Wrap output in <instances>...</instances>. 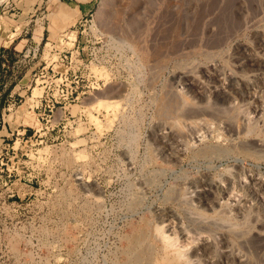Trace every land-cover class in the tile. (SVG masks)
I'll return each instance as SVG.
<instances>
[{"label": "rangeland", "instance_id": "obj_1", "mask_svg": "<svg viewBox=\"0 0 264 264\" xmlns=\"http://www.w3.org/2000/svg\"><path fill=\"white\" fill-rule=\"evenodd\" d=\"M68 2L0 0V29L10 19L16 33L23 29L19 39L33 35L37 42L42 27L55 29L40 41L36 58L26 52L36 45L20 44L12 73L22 97L8 98L0 110V264H124L125 250L145 227L163 246L165 234L155 232L162 207L175 210L184 229L195 227L187 244L174 221L158 226H167L164 233L173 236L169 241L184 253L185 264H198L189 253L200 243L190 242L197 233L198 239L224 233L236 241L238 229L253 225L241 223L237 205L221 202L219 194L209 212L193 183L209 173L220 180L229 169L243 174V182L264 181V0H95L78 23L65 12ZM244 57L259 62L256 70L243 67ZM214 68L245 76L256 90H244L234 108L221 111L192 84L210 83L207 73ZM65 77L77 100L44 111V93L54 95ZM171 124L187 144L181 161L165 157L160 130ZM215 147L227 155L200 154ZM215 211H227L223 218L242 227L233 226V234L219 222L210 226ZM201 215L210 217L202 227L192 223ZM255 255L253 263L264 264V252Z\"/></svg>", "mask_w": 264, "mask_h": 264}, {"label": "bare ground", "instance_id": "obj_2", "mask_svg": "<svg viewBox=\"0 0 264 264\" xmlns=\"http://www.w3.org/2000/svg\"><path fill=\"white\" fill-rule=\"evenodd\" d=\"M261 33V32H260ZM262 36V35H260ZM264 36V35H263ZM261 40H264L262 37H261ZM263 44V43H262ZM250 48V47H249ZM243 50V48H242ZM245 50V48H244ZM248 52V50H247ZM244 53V52H243ZM244 54H249V53H245ZM246 55V56H247ZM250 57V55H249ZM249 57H244L243 59V62H242V65L243 67L246 66V68L248 67L250 69V67L252 69H254L257 65V63L259 62H256V60H253V59H250ZM243 58V57H242ZM255 59V58H254ZM241 62V61H240ZM264 62V61H263ZM262 62V63H263ZM264 64V63H263ZM215 65V64H213ZM240 65V64H239ZM255 66V67H254ZM259 66V65H258ZM240 69L241 71L246 69V68H243ZM222 68V67H221ZM262 68H264L262 66ZM217 69V70H216ZM214 68L213 70L211 69L210 72H208V76L211 81L210 83L207 82V83H203L202 82H198L197 80H192V84L195 85V88L197 89V93L200 94V96H202V98L204 99H207L209 102L211 98H214L215 99V103H217L218 108L221 110L220 107H223L225 108V106L230 107L232 106V104L235 102L236 98L239 99V97L242 95L243 91L244 90H256V88H254L252 86V84H250L247 80V78L243 75H235V74H230L229 72H225L224 69H221V70H218V68ZM260 69V68H259ZM262 70V69H260ZM223 70V71H222ZM248 70V69H247ZM256 70V68H255ZM253 70V71H255ZM228 71V70H227ZM252 71V70H251ZM243 73V72H242ZM248 73V71H247ZM101 74V73H100ZM206 74V73H205ZM246 74V72H245ZM255 75V74H254ZM106 76V75H105ZM187 77V76H186ZM190 78V77H189ZM192 79H195L192 78ZM38 81V80H37ZM190 82V80H189ZM254 84V83H253ZM256 86V85H254ZM257 87V86H256ZM250 91V92H251ZM245 93V92H244ZM248 92H246V96ZM252 93V92H251ZM263 93V92H262ZM249 94V93H248ZM254 94V93H253ZM261 94V93H260ZM259 95V93L257 94V96ZM239 96V97H238ZM251 96V95H250ZM255 96V95H253ZM261 96V95H260ZM260 96L258 97L260 99ZM264 97V96H263ZM262 97V98H263ZM244 98V96H242V99ZM247 98V97H246ZM251 99V97H248ZM254 98V97H252ZM256 98H254L252 101H256L255 100ZM258 99V100H259ZM264 100V98H263ZM262 100V101H263ZM214 101V100H213ZM184 102V101H183ZM264 102V101H263ZM261 103V102H260ZM104 104V103H103ZM209 104V103H208ZM207 104V105H208ZM221 104V105H220ZM249 104V103H248ZM259 104V103H258ZM116 105V104H115ZM211 105V103L209 104ZM208 105V106H209ZM217 105H216V113H215V107L213 108L212 106V110L215 114H221V117H222V110L220 111L221 113L218 112V108H217ZM235 105V103H234ZM264 105V104H263ZM99 106V105H98ZM112 106V105H111ZM185 106V105H184ZM187 106V105H186ZM203 106V105H202ZM208 106H205L206 108ZM215 106V105H214ZM261 106V104H260ZM119 107V105H118ZM204 107V108H205ZM234 108V106H232ZM259 107V106H258ZM257 107V108H258ZM114 108V107H113ZM121 108V107H120ZM187 108V107H186ZM225 108V109H227ZM203 109V108H202ZM201 109V110H202ZM260 109V108H259ZM174 110V109H173ZM229 110V109H228ZM238 110V109H237ZM49 111V110H48ZM208 111H211V106H210V109ZM227 111V110H226ZM242 111V110H241ZM257 111V110H256ZM181 111H179L178 113L179 114H182L180 113ZM183 112V111H182ZM189 112V111H188ZM200 112V111H198ZM212 112V111H211ZM210 112V113H211ZM231 111H229L230 113ZM243 112V111H242ZM31 112H29L30 114ZM90 113V112H89ZM113 113V112H112ZM177 113V114H178ZM194 113V112H193ZM224 113V112H223ZM228 113V112H227ZM237 113V112H235ZM186 114V113H185ZM240 114V113H239ZM242 114V113H241ZM92 115V114H91ZM184 115V114H182ZM204 115V114H202ZM211 115H213V113H211ZM218 115V116H219ZM248 115V114H247ZM89 116V115H88ZM187 116V115H185ZM184 116V117H185ZM197 116V115H196ZM237 116V115H236ZM250 116V115H249ZM90 117V116H89ZM93 117V116H92ZM116 117V116H115ZM183 117V116H181ZM183 117V118H184ZM190 117V116H189ZM202 117V116H201ZM210 117V116H209ZM216 117V116H215ZM235 117V116H234ZM238 117V116H237ZM254 117V116H253ZM178 118V117H177ZM187 118V117H186ZM213 118V117H212ZM233 118V117H231ZM255 118V117H254ZM97 119V118H96ZM95 119V120H96ZM190 119V118H189ZM236 119V118H235ZM239 119V118H238ZM252 119V118H251ZM250 119V120H251ZM207 121V120H206ZM230 121V119H229ZM236 121V120H235ZM244 121V120H243ZM198 122V121H197ZM196 122V123H197ZM205 122V121H204ZM216 122V121H215ZM186 123V122H185ZM192 123V122H191ZM237 123V122H236ZM241 123V122H240ZM179 124V123H178ZM187 124V123H186ZM200 124V123H199ZM235 124V122H234ZM245 124V123H244ZM163 125V123H162ZM176 125V124H175ZM184 125V124H183ZM190 125V124H189ZM208 125V124H207ZM246 125V124H245ZM99 126V125H98ZM166 127V125H164ZM188 126V125H186ZM191 126V125H190ZM197 126V125H196ZM242 126V125H241ZM162 127V130H160V135H161V138H162V145L165 152L167 154H165V157L166 155L167 156H170L169 158H172L174 159V161H179L182 156L184 155V152H185V146L187 145H184V143L181 141L183 139H181L180 137V130L179 131V134L175 135V130H173L174 128L172 127V124L171 126H167V129L164 130L163 126ZM170 127H172V129H170ZM195 127V126H194ZM200 128V126H197ZM250 127V126H249ZM169 128V129H168ZM188 129L191 127H187ZM206 128V127H205ZM235 128V127H234ZM251 128V127H250ZM101 129V128H100ZM193 129V128H192ZM198 129V128H197ZM212 129V128H210ZM175 131L173 133V131ZM100 131V130H99ZM102 131V130H101ZM202 131V129L200 130ZM210 131V130H209ZM217 131V130H216ZM222 131V130H221ZM243 131V130H242ZM232 132V131H231ZM236 132V131H235ZM198 133V132H197ZM200 134V133H199ZM229 134V133H228ZM182 135V134H181ZM211 135V134H210ZM184 136V135H183ZM186 136V135H185ZM197 136V135H196ZM234 137V136H233ZM160 138V137H159ZM233 139V138H232ZM160 140V139H159ZM161 141V140H160ZM186 141V140H185ZM257 141V140H256ZM193 142V141H192ZM241 143V142H240ZM255 143H258V142H255ZM254 143V145H255ZM194 144V143H193ZM260 143H258L259 145ZM257 144L255 145L258 146ZM263 146V144H260V146ZM187 147V146H186ZM191 147H192V144H191ZM214 147V146H213ZM219 147V146H218ZM218 147H215V148H208V149H205L202 151V153H200L201 155H203V157H213V156H219V158L221 157H225L227 155V150L226 149H221V148H218ZM248 147V146H247ZM259 149V148H258ZM262 149V148H261ZM260 150V149H259ZM161 152V151H160ZM230 153V152H229ZM199 154V155H200ZM243 154V153H242ZM164 155V154H162ZM197 155V154H196ZM198 155V156H199ZM126 156V155H125ZM255 156V155H254ZM184 157V156H183ZM200 157V156H199ZM127 158V156H126ZM167 158V157H166ZM155 159V158H154ZM168 159V158H167ZM192 159V158H191ZM182 160V159H181ZM180 160V161H181ZM196 160V159H195ZM177 163V162H175ZM179 163V162H178ZM167 164V163H166ZM210 164V163H208ZM232 166V165H231ZM214 167V166H213ZM242 167V166H241ZM229 168H231L229 166ZM233 168V167H232ZM239 170V169H238ZM209 171V170H208ZM235 171V170H233ZM240 171V170H239ZM242 171V170H241ZM207 171H205L206 173ZM210 172V171H209ZM208 172V173H209ZM228 172V171H227ZM229 172H232L231 169H229ZM227 173V174H223V178L218 180L219 178L217 177L216 178H212L211 177V173H209L206 176L202 177L201 181L199 180L198 183H193V184H196L194 185L193 187V184H192V187L195 188V192L197 194V198L198 200L201 202V205L203 207H205L206 209L210 210L209 212L215 210V207H216V201H218V199L222 198V201L225 200V199H229L228 201L229 202H234V204L237 205V209L241 212V214H238L242 217L241 223L245 224L247 227L250 226V224L253 225L250 226L251 228H243V229H238L239 232L238 233H235V235H237L236 237H238L239 239H233L232 237L228 236V234L226 236H224V233L220 234L223 235L221 241L219 239L216 240V239H209V238H199L200 234L197 233L199 236H197V240L193 237L191 241H199L200 240V243L196 244L197 246L194 247L193 251L189 250L191 253V258L194 259V261L196 260L198 264H254L256 261H252L251 259V255L252 253H256V255H260L262 252H264V181L263 179H260V178H252L250 180V183H247L246 182H243V180H241V174L240 173H236L235 174H232V173ZM222 174V173H221ZM257 175V174H256ZM203 176V175H202ZM259 176V175H257ZM215 177V176H214ZM204 178V179H203ZM137 179V178H136ZM244 179V178H242ZM245 181V179H244ZM249 181V180H248ZM143 182V181H141ZM144 186V185H142ZM190 186V185H189ZM88 187V186H86ZM92 187V186H91ZM94 187V185H93ZM96 187V186H95ZM185 187V186H183ZM183 187H181L183 189ZM180 188V187H179ZM91 189V188H90ZM98 189V188H97ZM94 190V189H93ZM139 190V189H138ZM141 190V189H140ZM189 190V189H188ZM146 191V190H145ZM183 191H186V190H183ZM87 192V191H86ZM177 192V191H176ZM180 192V191H178ZM194 192V191H193ZM194 192V193H195ZM187 193V192H186ZM193 193V194H194ZM239 193V195H238ZM241 193V194H240ZM175 194V193H174ZM195 194V195H196ZM219 194V196H218ZM218 196V199L216 200V197ZM137 198V197H136ZM182 198V197H181ZM259 198V200H261V204L258 205V207H253L252 205L254 204H257L256 203V200ZM170 199V198H169ZM193 199V198H192ZM136 200V199H135ZM175 200V199H174ZM257 200V201H259ZM176 201V200H175ZM196 201V200H195ZM185 202V201H184ZM198 202V201H197ZM220 202V203H221ZM216 203V204H215ZM219 203V202H218ZM225 203V202H224ZM250 203V204H249ZM185 204V203H183ZM193 204V203H192ZM223 204V203H221ZM228 204V203H227ZM195 206V205H194ZM200 207L199 209H204L203 207ZM252 206L253 208L250 209L249 207ZM176 207V206H175ZM193 207V206H191ZM163 208V207H162ZM162 208H159L157 209V212L158 214L161 216H159L160 220L162 219V222L159 223V224H164L165 222H169L168 225H170L171 222H173L175 224V226L172 224L173 228L174 227H177L179 229V235L181 236V239H185V243L188 244V240L190 239V234L192 235L194 233V228H193V231L190 233L188 230H187V227L186 229L185 226L184 227H181V220H180V215L178 213H176V211L173 209H169V208H166V209H162ZM234 208V207H233ZM255 208V209H254ZM224 209V208H223ZM235 209V208H234ZM186 210V209H185ZM188 210V209H187ZM225 210V209H224ZM228 210V209H226ZM236 210V209H235ZM236 210V211H238ZM182 211V210H181ZM189 211V210H188ZM187 211V212H188ZM203 211V210H202ZM219 211V210H218ZM218 211H215V215H216V212L219 214L221 213V217H214L213 216V219L211 218L210 220H214L213 223H209V225H214L215 223L219 222L221 224H223L224 226L222 227H228V231L231 229L233 230V226L234 228L238 227L237 223H233V221H230L228 222L226 219H229L228 217L226 218H223L222 214L223 212H227V211H221V212H218ZM235 211V212H236ZM238 211V212H239ZM232 212V211H231ZM230 212V213H231ZM193 213V212H192ZM192 213H189L192 215ZM195 213V212H194ZM226 214V213H225ZM223 214V215H225ZM229 214V213H228ZM208 215V214H207ZM232 215V214H230ZM235 215V213H234ZM196 216V215H195ZM226 216V215H225ZM229 216V215H228ZM237 216V214H236ZM235 216V217H236ZM240 216L238 219H240ZM187 217V216H185ZM198 217V218H197ZM196 219H198L197 221H194L192 223H194L195 225H199L200 227H202L201 225H203L205 223V220H208L209 218L205 219L204 220V217L202 218V215H201V218L200 216H197ZM238 217V216H237ZM154 218V217H153ZM194 218V217H193ZM200 218V219H199ZM195 219V218H194ZM149 221V220H148ZM193 221V220H192ZM155 222V221H154ZM158 222V221H157ZM160 222V221H159ZM189 222V221H188ZM149 223V222H148ZM152 223V222H151ZM191 223V222H190ZM207 223V222H206ZM144 224H146L144 222ZM158 224V226H159ZM187 224V223H186ZM148 225V224H147ZM150 225V224H149ZM166 225V224H165ZM193 225V224H192ZM208 225V224H207ZM208 225V226H209ZM217 225V224H215ZM242 224H240L239 226H241ZM153 226V225H151ZM156 226V225H154ZM153 226V230H154V227ZM156 226V229H155V232H159L158 236L161 235L160 233H163L165 234V236H161L162 237V241H163V246L159 245L160 243H155L154 241L158 238H153V235L149 234L147 232V229L148 227H145V229L142 230V228H140L142 231L141 234H139L138 232V235L137 236H134L132 239V242L131 244L129 245V247L125 250L124 253H126V262L124 264H185V259H187L186 257H184V253L183 252H180V251H177L175 250V248L173 247L174 244L172 242H170L169 240H171L172 238L169 236L171 234H167L166 232L164 233L165 229L166 228L164 227V231L162 229H160V227ZM161 226V225H160ZM171 226V225H170ZM168 226V228L170 227ZM208 226L206 228H208ZM221 226V225H220ZM191 227V226H189ZM188 227V228H189ZM193 227V226H192ZM205 227V226H204ZM242 227V226H241ZM161 228H163V226H161ZM172 228V227H170ZM149 229V228H148ZM152 229V227H151ZM160 229V230H158ZM176 229V228H175ZM190 229V228H189ZM197 229V228H196ZM204 229V228H202ZM210 229V228H208ZM226 229V228H224ZM167 230V229H166ZM191 230V229H190ZM230 230V231H231ZM237 230V231H238ZM138 231V230H137ZM174 231V229H173ZM173 231L171 233H173ZM198 231V230H197ZM203 231V230H201ZM212 231V230H211ZM153 232V231H151ZM170 231H168L169 233ZM199 232V231H198ZM232 232V231H231ZM234 232H236V230H234ZM176 233H177V229H176ZM205 231L203 232V235H204ZM211 233V232H210ZM233 233V232H232ZM155 234V233H154ZM202 234V233H201ZM217 234V233H216ZM234 234V233H233ZM133 235H136V234H133ZM151 235V236H150ZM168 235V236H166ZM208 235V234H207ZM157 235H155L154 237H156ZM179 236V238H180ZM193 236H195L193 234ZM205 236V235H204ZM153 239H152V238ZM160 237V236H159ZM171 239H170V238ZM176 237V236H175ZM207 237V236H205ZM215 237V236H213ZM175 239V238H174ZM181 239H180V243H181ZM176 240V239H175ZM178 240V239H177ZM160 241V240H159ZM130 242V241H129ZM176 242V241H175ZM183 242V240H182ZM179 243V242H178ZM195 243V242H194ZM183 245V244H182ZM186 245V244H185ZM190 245V243H189ZM128 246V245H127ZM178 246V244H177ZM176 244H175V247H177ZM181 246V245H180ZM180 246L178 248H180ZM184 246V245H183ZM183 246L180 248V249H183ZM187 246V245H186ZM186 246H184L186 248ZM193 246V245H192ZM191 246V247H192ZM190 247V246H189ZM187 247V248H189ZM244 247H249L252 252L250 253H242L241 250L244 248ZM177 248V249H178ZM242 248V249H241ZM249 249H247L246 251L248 252ZM250 250V251H251ZM183 251V250H182ZM186 251V250H185ZM187 255V253H186ZM189 255V256H190ZM255 255V256H256ZM188 256V255H187ZM188 256V258H189ZM262 257V256H261ZM264 257V256H263ZM262 257V258H263ZM190 258V259H191ZM184 259V260H183ZM256 259V258H255ZM187 261V260H186ZM188 262L190 261H187L186 263L188 264ZM193 264V263H191ZM259 264V262H258ZM262 264V263H261Z\"/></svg>", "mask_w": 264, "mask_h": 264}, {"label": "crops", "instance_id": "obj_3", "mask_svg": "<svg viewBox=\"0 0 264 264\" xmlns=\"http://www.w3.org/2000/svg\"><path fill=\"white\" fill-rule=\"evenodd\" d=\"M94 2L95 0H70V2L67 4V8L69 10L65 12L72 16L71 18L73 21L75 20L78 23L85 16L92 12ZM58 7H61L60 9L63 11L62 5ZM8 20L9 22H4L5 25H3V29H0V110H3V106L5 105L8 98L14 96L16 99H18L22 97L18 87L20 83L15 84V79H13L12 72L13 67L17 65V59L22 51V49L20 50L19 48L20 44L23 41H28V39H19L23 29L16 33V28L13 27L12 24L9 25L10 19ZM42 29L40 41H42L45 36H47V34L48 37L52 34L51 29L55 31L53 26L42 27ZM40 41L37 42L34 39V36L31 35L28 42L30 45H39ZM0 132L3 131L1 130ZM28 133H31V130H28Z\"/></svg>", "mask_w": 264, "mask_h": 264}, {"label": "built area", "instance_id": "obj_4", "mask_svg": "<svg viewBox=\"0 0 264 264\" xmlns=\"http://www.w3.org/2000/svg\"><path fill=\"white\" fill-rule=\"evenodd\" d=\"M39 51V45L35 47H29L26 52L27 56L32 53V58H36ZM68 77H65L64 80L60 81L55 89V94L50 95L47 92L44 93L41 103L43 104V110H49L53 112L54 109L60 108L65 109L68 106H71L78 97L74 96L73 90L71 87L72 81L67 83Z\"/></svg>", "mask_w": 264, "mask_h": 264}]
</instances>
